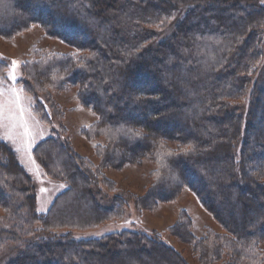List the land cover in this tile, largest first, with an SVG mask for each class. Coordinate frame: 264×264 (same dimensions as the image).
I'll return each instance as SVG.
<instances>
[{
    "label": "trees",
    "instance_id": "trees-1",
    "mask_svg": "<svg viewBox=\"0 0 264 264\" xmlns=\"http://www.w3.org/2000/svg\"><path fill=\"white\" fill-rule=\"evenodd\" d=\"M33 25L75 50H34L17 83L47 124L62 117L51 92L76 85L80 104L97 116L81 133L98 141L99 163L70 149L63 126L39 141L33 157L66 184L40 213L31 177L0 138V258L13 254L5 264H189L156 230L72 236L124 214L126 198L109 201L100 191L101 182L116 188L103 169L144 160L154 165L144 194L123 192L137 208L189 188L226 230L193 235L192 217L179 211L166 230L192 245L201 264H264V4L0 0L1 37ZM7 69L0 60V77Z\"/></svg>",
    "mask_w": 264,
    "mask_h": 264
},
{
    "label": "rangeland",
    "instance_id": "rangeland-1",
    "mask_svg": "<svg viewBox=\"0 0 264 264\" xmlns=\"http://www.w3.org/2000/svg\"><path fill=\"white\" fill-rule=\"evenodd\" d=\"M264 4V0H260ZM171 32L170 28L164 30L159 39H164ZM264 43V40H263ZM264 48V45H263ZM34 50L71 52L75 49L59 38L44 33L38 26L33 25L28 30L11 38L0 36V60L7 63L6 73L0 77V138L6 141L16 153L18 162L32 179L36 194V210L44 213L48 210L54 197L59 194L66 184L60 180L52 179L46 175L40 164L32 155L34 146L49 136L52 131L59 133L64 127L61 137L66 136L70 149L86 159L99 163L94 145L97 140H89L82 133L81 128L90 125L96 114L89 108L83 107L77 98V86L67 85L64 90H53L51 93L55 102L62 109L60 119L52 116V110L44 96H39L43 108L52 116L50 124L42 122L34 111V99L26 94L20 84V66L28 55ZM15 61V66L13 65ZM259 74L264 71V52L261 59ZM15 77V79H13ZM259 78L256 83L260 84ZM41 103V104H42ZM101 139V138H100ZM102 140V139H101ZM153 163L144 160L141 164H126L121 168L103 169V174L113 181L115 189H109L105 183H99V188L107 200L120 196L126 198V207L121 218L105 221L95 228L75 230L72 236L76 239L100 237L106 233L131 229L149 232L156 230L165 243L174 247L189 264H201L194 253L192 245L180 241L166 229L178 220L179 211L185 209L187 215L192 217L191 231L193 235L200 236L205 226L225 232L220 223L205 210L201 202L189 188H185L175 200L160 201L153 208H137L135 200L123 192L143 195L152 179L148 172ZM134 201V202H133ZM107 202V201H105ZM6 211L0 210V215ZM264 248V240L261 244ZM12 252H6L0 258V264H5Z\"/></svg>",
    "mask_w": 264,
    "mask_h": 264
},
{
    "label": "snow or ice",
    "instance_id": "snow-or-ice-1",
    "mask_svg": "<svg viewBox=\"0 0 264 264\" xmlns=\"http://www.w3.org/2000/svg\"><path fill=\"white\" fill-rule=\"evenodd\" d=\"M15 63H16V62H15V61H13V65H14V66H15ZM13 79H15V77H13Z\"/></svg>",
    "mask_w": 264,
    "mask_h": 264
}]
</instances>
